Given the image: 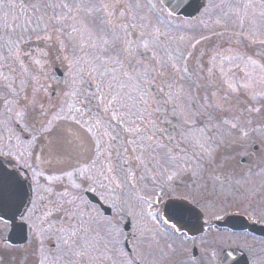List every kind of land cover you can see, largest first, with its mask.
<instances>
[{
    "label": "flooded vegetation",
    "instance_id": "1",
    "mask_svg": "<svg viewBox=\"0 0 264 264\" xmlns=\"http://www.w3.org/2000/svg\"><path fill=\"white\" fill-rule=\"evenodd\" d=\"M13 1V10L22 19L28 7L23 0ZM191 1L189 4L188 0H106L102 10L111 9L117 16V24L125 22L128 15L132 31L127 36L133 40L139 35L134 30L138 26L137 11L156 10L159 20L156 21L154 14L152 19L160 31L166 32L165 35L162 31L156 34L159 40L165 38L171 44L183 29L186 37L201 36L194 42H203L209 37L206 55L217 43L220 48L229 41L233 56L240 48L248 58L253 60L257 55L255 59L264 62V43L252 42L249 29L243 32L238 28L242 22L248 23L253 34L264 38V0H200V6L192 15L171 10L188 4L189 8H194L196 2ZM228 9L232 16L230 40L222 39L228 37L227 24L222 19ZM102 40L104 46L106 37ZM26 44L31 45L29 51L34 48L33 41ZM166 47L172 54L180 52L173 45ZM142 53L138 49V54ZM59 67L56 63L53 69L61 76ZM261 67L264 69V65ZM7 69L12 71L7 72ZM18 69L4 66L6 71H0V161L13 171L15 182L26 188L30 186L31 195L25 208L13 207L9 215H0V264H56L57 241L52 238L58 234L59 227H53L48 235L50 241L43 245L32 223L35 220L41 223L37 228L44 227L45 220L41 218L48 214L44 204L51 201L54 206L52 201L56 194L67 188L62 172L69 171L77 180L81 166L91 161L94 147L79 131V128L88 131L87 127L76 118L61 119L59 107L51 110L59 118L46 122L51 124L50 129L46 128L44 103L47 98L31 105L27 90H24L25 83H22L25 77L10 76V73H20ZM232 100L236 99H227L231 103ZM81 102L83 109L91 106L93 100L82 97ZM233 104L239 106L237 102ZM245 105L258 106L256 103ZM176 118L167 113L140 116L133 126L139 125L142 129L131 137H137L136 147L140 152L145 150L139 143L151 137L153 146L146 151L149 160L126 158L128 145L121 138L111 148L113 161L107 157L103 163L98 162L102 170L101 182L93 178L92 183L101 189L93 190L89 181L85 182L83 193L89 204L106 222L112 220L113 227L119 231V242L113 245L109 224L101 230V260L107 263L103 249H109L118 253L125 264H264V114H212L201 124L219 122L220 118L229 122L226 118H234L229 124L230 136L221 134L224 128H210L203 135L211 139L209 145L157 147L158 138L173 134L177 128L180 117ZM172 157L181 161L173 163ZM110 179L115 183L109 185ZM77 181L73 184L72 196L77 194ZM130 201L133 203L126 206ZM174 208L181 211L174 212ZM144 236L151 242L142 243ZM85 264H93V260L87 258Z\"/></svg>",
    "mask_w": 264,
    "mask_h": 264
},
{
    "label": "rangeland",
    "instance_id": "2",
    "mask_svg": "<svg viewBox=\"0 0 264 264\" xmlns=\"http://www.w3.org/2000/svg\"><path fill=\"white\" fill-rule=\"evenodd\" d=\"M23 1L28 10L20 19L18 12L13 10V0H0V71H6L3 70L4 66L19 67L20 73H10V76L25 77L22 83H25L26 88H23L27 90L30 104L36 105L47 98L44 103L45 123L59 118L51 111L59 107L61 119L76 118L78 123L87 127L88 131L82 128L79 131L83 139L89 140L94 147L91 161L83 164L76 175L78 181L71 177L69 171L62 172L67 188L56 194L52 201L54 206L50 204L51 201L44 204V209L50 215L45 213L41 218L45 220L44 227L37 228L41 223L35 220L32 225L38 230L37 236L43 245L50 241L48 235L53 232V227H59L58 234L52 238L57 241L56 264H85L87 258L93 260V264H105L101 260V230L109 224L108 233L113 245L119 242V231L113 227L112 220L108 223L96 213L83 193L86 181L93 190L101 189L92 183L93 178L101 182L102 170L98 162L103 163L107 157L113 161L111 148L121 138L128 145L126 158L131 161L136 158L149 160L146 151L153 146L151 137L139 143L145 150H141L142 154L136 147L137 137H131L132 133L142 129L138 128L139 125L133 126L142 115L167 113L173 115V119L180 117L173 134L161 137L163 143L158 138L157 147L209 145L211 139L203 135L210 128H224L221 134L230 136L229 124L234 118H226L229 122L221 118L219 122L204 121L203 125L201 121L205 117L210 119L212 114H264V69L261 67L264 62L255 59L257 55L253 60L248 58L240 48L233 56L229 41L220 48H217V43L206 55L209 37H205L203 42H194L201 36L186 37L183 29L171 44L165 38L159 40L156 34L162 31L165 35L166 32L157 28L159 17L156 10L137 11L138 26L134 30L139 35L133 40L127 36L132 31L129 30L131 22L127 19L128 15L125 22L117 24V16L111 9L102 10L106 0ZM230 13L228 9L222 15L228 33V37L222 39L226 40H230ZM153 14L157 22L152 19ZM238 28L243 32L249 29L253 35L252 42L264 43V38L253 34L248 23L242 22ZM105 37L103 46L102 39ZM31 41L34 48L29 51L31 45L26 43ZM172 45L180 52H169L166 46L171 48ZM138 49L143 53L138 54ZM56 63L62 70L61 76L53 69ZM40 68L44 72L39 73ZM82 97L93 100L91 106L82 109ZM229 98H235L232 103L237 102L239 106L232 105L227 101ZM138 99L141 101L138 102ZM249 103L258 106L245 105ZM204 124H207L206 128ZM46 126L50 129L51 124L46 123ZM184 159L186 161L187 158ZM175 160L181 161L172 157L173 163ZM188 160L192 162V159ZM75 181L77 194L72 196ZM113 182L110 179L109 185ZM131 203L126 202V206ZM146 242H151V239H142V243ZM103 250L106 264H125L115 251Z\"/></svg>",
    "mask_w": 264,
    "mask_h": 264
},
{
    "label": "water",
    "instance_id": "3",
    "mask_svg": "<svg viewBox=\"0 0 264 264\" xmlns=\"http://www.w3.org/2000/svg\"><path fill=\"white\" fill-rule=\"evenodd\" d=\"M166 2V0H163ZM187 2V0H182ZM189 4L192 2L191 0ZM196 6L199 5L200 0H194ZM188 4V5H189ZM187 7H178L177 12H183L184 14H193V8ZM8 180H5V179ZM17 184L14 181V176L12 173H9L3 169H0V215L7 216L10 213L11 208L19 209L22 206H25L27 202V194H23L16 188Z\"/></svg>",
    "mask_w": 264,
    "mask_h": 264
},
{
    "label": "snow or ice",
    "instance_id": "4",
    "mask_svg": "<svg viewBox=\"0 0 264 264\" xmlns=\"http://www.w3.org/2000/svg\"><path fill=\"white\" fill-rule=\"evenodd\" d=\"M64 7H68V6H67V5H64ZM173 211L179 213V212L181 211V209H179V208H174Z\"/></svg>",
    "mask_w": 264,
    "mask_h": 264
}]
</instances>
